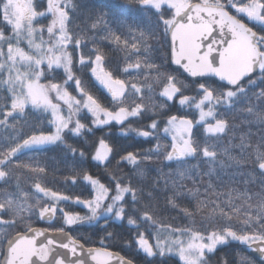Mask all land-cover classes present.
<instances>
[{
	"label": "trees",
	"instance_id": "obj_1",
	"mask_svg": "<svg viewBox=\"0 0 264 264\" xmlns=\"http://www.w3.org/2000/svg\"><path fill=\"white\" fill-rule=\"evenodd\" d=\"M39 1L37 10L45 12V2ZM150 1L66 2L73 75L43 66L37 80L56 105L52 87L77 105L67 111L60 102L70 124L52 135L57 130L53 115L42 105L14 111L5 84L15 70L4 56L14 32L5 19L6 0H0V261L13 236L38 226L67 230L86 247L119 253L134 264H183L174 256L147 255L141 250L142 236L153 246L159 233L175 240L184 234H234L264 241V68L236 90L214 80L188 79L170 64L169 29L175 17L167 6L157 8ZM199 2L222 6L248 24L264 57V0H191ZM250 4L260 6L262 22L238 13ZM97 59L124 85L120 100L96 82ZM84 100L107 112L126 111L129 117L120 125L100 126ZM200 105L209 113L208 124H223L221 133L208 134L199 124ZM173 118L193 123L190 157H172L173 142L164 130ZM39 135L56 142L15 151ZM102 144L110 148L104 164L95 159ZM93 180L108 191L105 207L115 194L125 193L116 203L120 220L91 214ZM50 197L62 201L54 204ZM52 206L53 220L43 222L38 213ZM201 262L260 264L249 246L232 240Z\"/></svg>",
	"mask_w": 264,
	"mask_h": 264
},
{
	"label": "rangeland",
	"instance_id": "obj_2",
	"mask_svg": "<svg viewBox=\"0 0 264 264\" xmlns=\"http://www.w3.org/2000/svg\"><path fill=\"white\" fill-rule=\"evenodd\" d=\"M67 1L43 0L46 4L44 5L45 12L37 10L40 5L39 0H6L4 8L5 19L12 26L14 32L13 40L11 39L13 44L9 45L7 50L4 51L9 69L11 70L12 67L15 70L13 75H9V83L5 84L10 90L14 111H20L29 106L42 105L53 115L52 126H55L54 128H57V130L52 135L67 129L70 124L69 118L64 115L62 116L60 102H63L65 106L63 109L67 111L77 105L75 99L65 97L63 90L52 87L51 92H55V97L59 102L56 105L49 90L39 84L37 80L41 75L43 66H48L51 70L54 68L62 69L70 77L73 75L71 71V57L67 53L72 44L67 33V16L65 11ZM190 4L191 0H151L149 2V5L157 8L167 6L171 9L174 17L184 12ZM237 10L240 15L245 16L250 22L263 21L260 17V6L257 4H250ZM45 17H48V19L45 20ZM39 20H41L42 25H40ZM3 68L6 69V65H3ZM262 68H264V57H262L260 66V69ZM93 76L105 91H112V97L115 100H120L123 97L125 91L124 85L114 80L104 71L100 59L96 60ZM171 99H173V95H171ZM82 103L89 113L96 118V122L100 126L112 123L120 125L129 117L126 111L117 113L104 111L92 100H84ZM199 111V124L205 125V130L208 134H218L223 131V124L207 123L209 113L205 112L201 105ZM192 127L193 123L189 120L173 118L168 121L164 135L168 136L173 142V158L190 157L192 155L193 151L190 143ZM154 128L155 126L152 127V129ZM77 129L80 130L78 126L76 127ZM50 135H47V137L45 135L32 137L20 144L15 151L21 152L48 145L53 141V137ZM55 142L53 141L51 144ZM109 157V146L107 144L100 145L95 154L96 161L104 164ZM93 185L96 197L92 203H88V207L91 206V214H102L105 217L115 218L117 221L120 220L122 214L121 210L116 207V203L120 201L125 193L122 192L121 195L115 194L113 201H109L105 207L108 191L96 180H93ZM50 198L54 201V204L62 201L60 197L57 199L54 197ZM55 211L56 209L53 206L52 208L46 207L38 213V216L41 218L48 213L55 214ZM72 220L73 218H69L66 221L72 222ZM171 237L172 234L159 233L153 246L150 244L148 238L142 236L141 244L143 249L141 248V250L150 256L155 252H158L162 257L164 255L174 256L183 264H201L205 255L213 253L218 247L226 244L229 240L243 243L247 246L258 242L254 238H242L234 234L211 235L208 237L184 234L177 236L176 240L171 239Z\"/></svg>",
	"mask_w": 264,
	"mask_h": 264
},
{
	"label": "water",
	"instance_id": "obj_3",
	"mask_svg": "<svg viewBox=\"0 0 264 264\" xmlns=\"http://www.w3.org/2000/svg\"><path fill=\"white\" fill-rule=\"evenodd\" d=\"M170 64L188 79L214 80L236 90L259 73L262 61L256 32L224 7L192 3L169 30ZM53 213L43 216L51 221ZM251 255L264 264V242ZM0 264H134L121 254L86 247L67 230L35 227L13 236Z\"/></svg>",
	"mask_w": 264,
	"mask_h": 264
}]
</instances>
